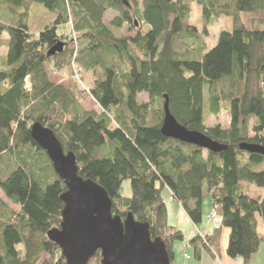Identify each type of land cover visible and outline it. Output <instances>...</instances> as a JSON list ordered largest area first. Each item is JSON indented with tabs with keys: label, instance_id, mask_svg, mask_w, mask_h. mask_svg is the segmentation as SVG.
I'll use <instances>...</instances> for the list:
<instances>
[{
	"label": "trees",
	"instance_id": "trees-1",
	"mask_svg": "<svg viewBox=\"0 0 264 264\" xmlns=\"http://www.w3.org/2000/svg\"><path fill=\"white\" fill-rule=\"evenodd\" d=\"M195 4L202 32L191 22ZM32 8L50 19L35 20ZM111 11L117 16L107 25ZM245 16L257 18L246 23ZM221 17L232 20V30L222 31L208 51L207 27ZM66 25L77 50L59 34ZM59 43L63 51L49 56ZM2 46L0 190L21 210L0 200V264H67L47 237L62 223L67 188L31 136L37 123L75 154L82 178L107 192L114 216L132 214L149 224L172 263L184 234L168 223L166 189L195 226L203 223L205 196L219 211L221 227L212 237L190 241L195 259L203 249L217 257L226 228L227 256L251 262L264 242V195L253 199L244 184L264 190V156L240 147H264V0H0ZM73 64L93 74L90 95L99 112L82 108L77 86L52 82L50 71H69ZM142 94L148 102L139 101ZM165 97L179 124L227 150L216 154L165 138ZM222 106L229 127L207 128L204 108L218 117ZM5 163L11 171L3 178ZM126 181L129 198L123 196ZM101 260L98 252L88 264Z\"/></svg>",
	"mask_w": 264,
	"mask_h": 264
},
{
	"label": "water",
	"instance_id": "water-1",
	"mask_svg": "<svg viewBox=\"0 0 264 264\" xmlns=\"http://www.w3.org/2000/svg\"><path fill=\"white\" fill-rule=\"evenodd\" d=\"M63 49L64 44L59 43L50 50L49 56L59 54ZM165 100L161 128L165 138L216 154L227 150L206 134L190 131L179 124L170 112L168 98ZM31 136L46 152L56 175L67 188L61 196L64 203L62 223L47 234L62 251L67 264H88L98 252L101 264H173L164 241L151 238L149 224L135 221L132 214L125 220L113 215L107 192L99 184L79 175L75 154L64 151L52 130L37 123L32 126ZM240 149L264 156L262 146L243 144Z\"/></svg>",
	"mask_w": 264,
	"mask_h": 264
},
{
	"label": "rangeland",
	"instance_id": "rangeland-1",
	"mask_svg": "<svg viewBox=\"0 0 264 264\" xmlns=\"http://www.w3.org/2000/svg\"><path fill=\"white\" fill-rule=\"evenodd\" d=\"M32 15L36 16L35 20L36 19H42L44 22H46L47 20L50 19V17L48 15H46L45 13L43 15V13L41 11L35 10L33 8H32ZM201 15H202L201 8L198 7L195 4L191 22H192L193 25L198 26L199 30L202 32L205 25L200 20V16ZM116 16H117V14L115 12H113V11L108 12L105 15V18H104L105 24L108 25L110 23V21H112V19L115 18ZM253 18H257V17L248 16V18H247L245 16L244 17V21L246 23H249ZM232 26H233L232 25V20L230 18L221 17L220 19L212 22L211 25H209V27H207V35L205 36V42H206V46L208 48V51L211 50L213 47H215L219 34L222 31H231L232 30ZM59 34L60 35H66L67 36V40L68 39L70 40L69 37H72L74 35L70 25H66L63 28H60L59 29ZM73 37H74V39L76 38V36H73ZM3 38L6 39L7 35L5 34L3 36ZM69 40L66 41V42H69ZM70 49L71 50L79 49V42H77V43H76V41L73 42V45H70ZM6 54H7V48L4 47V46L0 47V61L3 60L6 57ZM76 68H77L76 65L73 64L72 67L69 68V71H62L60 73H55V72L50 71V76H51L52 82L57 84V85L64 86L65 88H72L73 86H77V88L79 90H81V92L83 93V96H84V100L81 103L82 108L84 110L88 111V112H90V111L99 112L100 111V107L98 106L96 101L90 95V89L92 87L93 78H94L93 74L92 73H88V72H80L79 73V71ZM76 73H78V74L76 75ZM251 85H252V89L256 87L255 78H252ZM139 101L141 103L148 102L147 95L142 94L139 97ZM204 114H205V117H207V120H205V126L207 128L220 125L223 129H227L229 127V125H230V116H229L228 110L224 106H222L220 115L218 117L212 115L208 111V108H204ZM2 169H3V176L2 177L4 178L11 171V168H9V166H7L6 163H5V164L2 165ZM244 186H245V188H246V190L248 192V195L250 197H252L253 199H257L258 197L264 195V190H262V189H258L257 187H255L253 185H250V184H247V183H245ZM123 196L128 197V198L131 197V187H130V182L129 181H126L124 183V185H123ZM0 200H2L5 204H7L15 212H19L21 210V208L19 206L13 205L7 199V197L3 194V192L1 190H0ZM169 200L172 201L171 197H170ZM203 207H204V209H203V217H204V219L207 218V215H210V218L212 220H215V221L219 220L218 217L213 218V216H212L213 213H214V207H213V203H212L211 197H209V196H205L204 197ZM216 211H218V210H216ZM219 217H220V215H219ZM173 221L174 220H170V222H172V223H173ZM175 221L177 223H179L178 224L179 227H185L184 231L181 230V231H183V234L185 236H189V233L194 235V231H195L194 228L192 227V225H189V227H187L188 223L185 222V219L183 220L182 218H180L179 221H177V220H175ZM202 224L199 225V226H196V227H198L199 230H202L203 226H204ZM263 231H264V228H263ZM189 237L186 238V240H189L190 239ZM184 239H185V237H184ZM177 244H179V245L182 244L183 245L185 243L183 241V243L178 242ZM183 246H181L178 250L174 251V254L176 253L175 257H176L177 264H197V260H195L192 255L191 256H189L187 254L183 255V251H182L183 250ZM220 246H221V240H220ZM187 247H189L191 251L193 250L192 247H190L188 245H187ZM220 249H221V247H220ZM189 253L192 254L191 252H189ZM220 255H221V250H220L219 255L217 257H215L211 253H209L210 258H213V259H217L218 257H220ZM46 258L47 257H43V260L46 259ZM232 261H234V262L238 261L239 264H244V260L242 258H238L236 260L232 259ZM249 264H264V242L261 243L258 253L251 260V262Z\"/></svg>",
	"mask_w": 264,
	"mask_h": 264
},
{
	"label": "crops",
	"instance_id": "crops-1",
	"mask_svg": "<svg viewBox=\"0 0 264 264\" xmlns=\"http://www.w3.org/2000/svg\"><path fill=\"white\" fill-rule=\"evenodd\" d=\"M170 191L168 189L165 190V192H163V198L165 200V203L167 205V210H168V223L171 227H174L176 228L177 230L181 231V230H185L184 228L185 227H179V223H177L175 220L179 221L180 218H182L183 220L185 219V222L188 223L187 227H189V225H192V227L194 228V235H192L191 233H189V236H185V239H184V243L185 244H175L174 246V251L175 250H178L181 246H183V255L184 254H187L189 256H193L194 259H195V254H194V251L190 250L188 246H190V241L199 236V235H202V236H209V237H212V235L214 234L215 230L216 229H219L221 227V218H219L218 221H215V220H212L210 218V215H207V218L206 219H203V229L202 230H199L198 227H196L192 222L191 220L189 219V217L187 216L185 210L183 209V207L175 202V201H170ZM172 216V217H171ZM173 218V219H172ZM204 218V217H203ZM170 220H174L173 223L170 222ZM205 220V221H204ZM182 231V232H183ZM222 234H221V255L220 257H218L217 259H213V258H210L209 256V253L207 250L203 249L201 251V258L200 260H197V264H239V262L237 261H232L231 258H229L226 254V249H227V246H228V241H229V235H230V231L229 229H226V228H223L221 230ZM190 238L189 240H186V238ZM189 241V242H188ZM188 242V243H187ZM180 243H183V242H180ZM191 247V246H190ZM189 248V249H188ZM189 252H191L192 254H190ZM176 254V253H175ZM175 254H174V260H173V264H177L176 262V257H175ZM231 259V260H230Z\"/></svg>",
	"mask_w": 264,
	"mask_h": 264
},
{
	"label": "built area",
	"instance_id": "built-area-1",
	"mask_svg": "<svg viewBox=\"0 0 264 264\" xmlns=\"http://www.w3.org/2000/svg\"><path fill=\"white\" fill-rule=\"evenodd\" d=\"M71 26V25H70ZM72 28V27H71ZM74 34V33H73ZM73 36H75V34L73 35ZM72 36V37H73ZM70 38V40H72L73 42H75V39H74V37L73 38ZM76 75H77V73H76ZM172 200V199H171ZM213 218H216V217H219V212L218 211H216V210H214V213H213Z\"/></svg>",
	"mask_w": 264,
	"mask_h": 264
},
{
	"label": "bare ground",
	"instance_id": "bare-ground-1",
	"mask_svg": "<svg viewBox=\"0 0 264 264\" xmlns=\"http://www.w3.org/2000/svg\"><path fill=\"white\" fill-rule=\"evenodd\" d=\"M75 80V79H74Z\"/></svg>",
	"mask_w": 264,
	"mask_h": 264
}]
</instances>
